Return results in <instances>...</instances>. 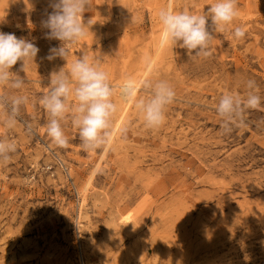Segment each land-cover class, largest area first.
I'll list each match as a JSON object with an SVG mask.
<instances>
[{"label":"rangeland","instance_id":"1","mask_svg":"<svg viewBox=\"0 0 264 264\" xmlns=\"http://www.w3.org/2000/svg\"><path fill=\"white\" fill-rule=\"evenodd\" d=\"M52 2L0 0V31L39 48L24 71L22 62L10 70L22 89L0 87L29 98L11 129L0 109V140L17 148L0 162V264H264V0H236L239 16L213 33L208 57L161 46L157 14L169 6L204 14L214 0H91L83 17L93 25L69 63L84 52L114 87L132 76L176 92L155 129L114 96L113 139L96 151L82 148L70 115L61 122L66 147L46 132L39 100L67 63L47 59L61 43L42 23ZM236 26L244 38L233 37ZM249 91L260 108L226 133L221 96Z\"/></svg>","mask_w":264,"mask_h":264},{"label":"clouds","instance_id":"2","mask_svg":"<svg viewBox=\"0 0 264 264\" xmlns=\"http://www.w3.org/2000/svg\"><path fill=\"white\" fill-rule=\"evenodd\" d=\"M91 7V0H53L52 11L43 21L49 29L46 38L60 41L58 47L49 49L47 59L57 57L67 63L59 71L50 75V88L40 100V105L49 115L46 126L47 135L60 148L68 144L62 127V121L71 116L73 126L78 130L82 148L96 151L107 147L113 139V118L118 111L114 96L118 94L123 103H131L142 116L145 126L150 129L161 127L166 120L167 107L174 102L176 92L166 80L137 79L128 76L114 87L109 74L98 62L90 59L86 53L69 63L71 48L89 35L93 18L84 20L83 13ZM160 23L159 42L161 46L181 47L189 55L208 57L213 33L223 30L239 16L236 0H214L204 14H195L189 10L176 11L172 7L158 11ZM210 21V23H209ZM235 39L244 38L246 29L236 26L232 29ZM39 48L35 43L18 38L13 33L0 31V87L19 90L24 79L10 71L21 63L24 71L29 61H34ZM150 64V61L148 62ZM255 81L249 80L247 88L255 89ZM147 93L141 96V91ZM29 98L25 95H0V109H7V118L3 123L9 129L18 122L20 110ZM261 97L249 91L246 98L240 95L224 93L216 107L221 118V127L230 133L233 126H243V114L248 109H258ZM31 131V125H27ZM17 150L15 143L0 140V162L7 163Z\"/></svg>","mask_w":264,"mask_h":264}]
</instances>
